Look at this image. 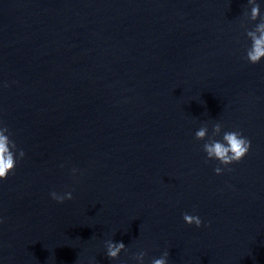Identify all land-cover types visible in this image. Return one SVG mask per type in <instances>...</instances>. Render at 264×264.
<instances>
[{
	"label": "clouds",
	"instance_id": "1",
	"mask_svg": "<svg viewBox=\"0 0 264 264\" xmlns=\"http://www.w3.org/2000/svg\"><path fill=\"white\" fill-rule=\"evenodd\" d=\"M250 5V13H246L250 21H257L259 23L252 29L245 28V35L251 41L250 46L246 50L245 59L250 64H258L264 58V17L261 16L260 3L257 0H247ZM244 27V25H241ZM222 131L221 123L212 124V133L209 136V128L207 124L202 125L196 132L195 138L197 140H206L203 145V151L209 160L219 161V164L224 166H217L214 172L221 175L228 165L239 163L249 152L251 148V140L243 135L241 131H225L223 132L222 140H216ZM11 132L9 128L0 120V181L6 180L10 173H14L18 158L23 159L25 152L23 149H18L15 141L10 139ZM207 138V139H206ZM228 171L232 169L228 168ZM76 169H72L73 175ZM53 200L58 203H64L65 200L73 199L71 191L59 194L55 191L50 193ZM183 220L188 225H195L199 228L202 225V220L198 215L188 213L183 214ZM3 221H0L2 223ZM106 255L109 259H118L120 253L126 250L125 244L121 242H114L113 239L104 241ZM146 251H138L134 254L133 259L137 264H144ZM169 251L165 250L159 258H153L151 264H168Z\"/></svg>",
	"mask_w": 264,
	"mask_h": 264
}]
</instances>
